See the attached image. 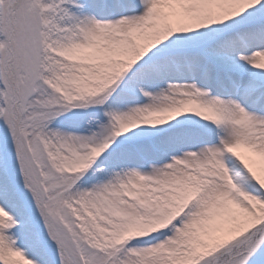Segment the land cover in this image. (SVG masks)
<instances>
[{
  "label": "snow or ice",
  "instance_id": "obj_1",
  "mask_svg": "<svg viewBox=\"0 0 264 264\" xmlns=\"http://www.w3.org/2000/svg\"><path fill=\"white\" fill-rule=\"evenodd\" d=\"M0 264H264V0H0Z\"/></svg>",
  "mask_w": 264,
  "mask_h": 264
}]
</instances>
